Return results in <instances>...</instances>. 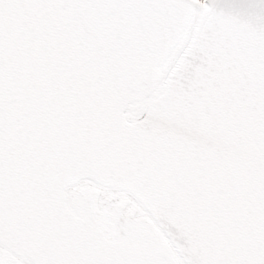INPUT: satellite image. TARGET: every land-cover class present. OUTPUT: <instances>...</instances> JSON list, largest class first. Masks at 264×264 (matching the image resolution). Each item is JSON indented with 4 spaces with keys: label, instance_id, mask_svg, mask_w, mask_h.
<instances>
[{
    "label": "snow or ice",
    "instance_id": "obj_1",
    "mask_svg": "<svg viewBox=\"0 0 264 264\" xmlns=\"http://www.w3.org/2000/svg\"><path fill=\"white\" fill-rule=\"evenodd\" d=\"M0 264H264V0H0Z\"/></svg>",
    "mask_w": 264,
    "mask_h": 264
}]
</instances>
